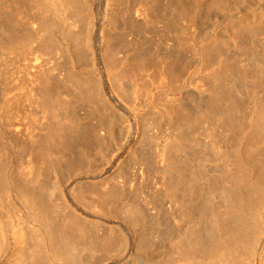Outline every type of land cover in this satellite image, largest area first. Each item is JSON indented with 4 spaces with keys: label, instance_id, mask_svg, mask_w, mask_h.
<instances>
[{
    "label": "rangeland",
    "instance_id": "obj_1",
    "mask_svg": "<svg viewBox=\"0 0 264 264\" xmlns=\"http://www.w3.org/2000/svg\"><path fill=\"white\" fill-rule=\"evenodd\" d=\"M85 1L18 0L12 6L20 19L30 17L29 27L38 37L31 55L6 57L2 62L0 56V64L6 62L0 65L4 68L0 69V99L9 101L12 114L10 130L5 127L0 133V153L4 151L0 154V201L7 203L17 226L30 234L32 244L43 229L32 218L24 200L25 189L43 198L49 226L72 225L75 233L69 245L61 249L59 257H54L58 255L54 252L53 259L43 253V264H74V260L78 264H160L165 252L170 256L172 244L186 249L184 240L190 234L178 210L162 206L160 199L161 173H173L163 171V166L171 158L183 157L172 149V143L184 133L186 149L212 156L209 144L221 150L223 138H233L232 146H238L257 129L255 121L264 107L263 83L254 97L256 113L251 93L235 94L245 107L239 115L243 130L234 127L227 132L223 125L216 128V117L210 115L208 106L212 101L225 108L234 100L233 95L215 100L221 81L210 83L212 69L244 66L249 62L246 47L264 53V23L253 24L248 18L264 8V1L245 4L238 0V8L227 3L220 9L210 7L213 0H197L200 10L191 22L189 17L177 18L182 4L178 0H90L94 12L91 24ZM160 12L164 14L158 21ZM238 16L248 18L245 23L250 27H236L232 20ZM185 28L211 39L204 44L208 48L202 58L194 45H180ZM214 29L221 30L217 37L212 36ZM252 33L254 38H250ZM236 35L237 44H230ZM223 56L228 61L222 64ZM163 84L175 89L167 93ZM43 100H49L47 105ZM59 103L68 107L69 119L77 120L70 138L73 143L64 146V151L61 146L62 152L41 139L53 125L51 110ZM180 169L187 173L185 167ZM205 169L211 171L212 163ZM167 176L172 184L170 174ZM164 226L167 235L171 228L172 237L160 236ZM91 246L93 249H87ZM11 254L9 250L0 264H8ZM188 254L180 256L183 259L177 257L180 264L197 263L198 255Z\"/></svg>",
    "mask_w": 264,
    "mask_h": 264
},
{
    "label": "bare ground",
    "instance_id": "obj_2",
    "mask_svg": "<svg viewBox=\"0 0 264 264\" xmlns=\"http://www.w3.org/2000/svg\"><path fill=\"white\" fill-rule=\"evenodd\" d=\"M17 1L18 0H0L1 62L4 61L6 57L16 58L17 56L22 57V55L26 56L27 54H32V43L38 37V34L33 29V27H29L28 21L30 20L28 19L30 17L25 21L26 17L24 20H22L23 18L20 19V16L18 15V17L16 15L18 13H16V9H14L12 6ZM72 1L76 3V0ZM178 1L182 4L181 7H179L180 10L178 12L177 18L181 19L183 17H192L194 19L193 16H196L198 11L200 10V6H198L199 4L196 5L197 0ZM237 1L238 0H213L210 7L213 8V6H217L220 9H224V7L228 6L227 3H229L238 8L237 5L239 3ZM245 1L246 4L252 0ZM85 5L87 6V10L89 13V24H91L93 23L92 17H94V12L90 7V0H86ZM163 14L164 12H160L156 20L159 21ZM192 18L191 22L193 21ZM248 18H250L251 23L253 24L263 25L264 8L258 10L256 9V13L248 15ZM248 18H246L247 20H245V18L238 16V18L233 19L232 22L234 21L233 24L236 27L247 29L250 27V23H245V21H248ZM23 21H25V27L22 24ZM225 25L227 26V23H225ZM20 26L23 28V30L19 28ZM226 26L222 27V29L226 30ZM214 30L215 31L212 36L217 37L218 33H220L219 31L221 30ZM184 31L185 33H187L183 36V38H181L180 45H194L197 55L199 57L201 56L202 58V56L205 55L206 48H208V46L204 44L210 42L211 39H203L198 35L188 33V30L186 28L184 29ZM237 35H239L238 32ZM237 35L236 37L231 39V42H229L230 44H237ZM250 38H254L253 33L250 35ZM199 41H202V43L198 44ZM245 50L249 52V56H247L249 57V62L244 66H242V63L240 65L241 67L238 68L240 70H232L228 68V66L226 68V65L222 66L223 61L226 62L228 60L225 56H223L224 60L221 61V56V66L224 68H221L219 66V69L217 67V69H212L210 71V83H215L216 80L221 81L218 90L216 89L215 94L213 95L215 96V100L217 101V99L219 98L220 100L224 101L226 95L234 96V100H232L225 108L224 106L215 104L212 101L208 106L210 107L211 111L210 115H214L213 118L216 117L214 120L216 128H219L221 125H223L225 126L227 132H231L234 127H239L243 130L242 121L241 119H239V115L241 114V112L243 114L245 107L243 105V102L235 97V94L244 95L245 93H251V97L254 98L258 95L260 85L262 83L264 84V53L262 52V54L259 52H250L251 49H247V47L245 48ZM3 56H5V58ZM1 64L5 65L6 62H3ZM201 68L202 67L200 66V68H198L196 72H199ZM135 69L136 68H134V70ZM172 73L174 74V71ZM137 75H135V77ZM130 76L132 77V75ZM174 78L175 77H173V79ZM171 82L172 81L170 80V83ZM164 86L162 88L160 85V88L164 90L166 89L167 93L173 91L174 86L167 87L166 84ZM126 87L129 91L130 86L126 85ZM134 91L136 92V90ZM44 97L45 96H43V98ZM48 101L49 100H43V103L46 104V102ZM8 102L6 100L0 99V133H2L3 128L5 127L7 128V130H10L7 126H10L12 124L11 121H9L12 114L10 113L11 106L10 103L8 104ZM52 105H50V107ZM65 107L66 106H64V104L59 103L58 107L53 106V109L50 108L52 109L51 114L52 118L54 119V123L49 122L53 125L51 127L49 126V132L47 131L48 133H45V136H42L41 138L43 139L44 137V144H54L55 146H53L55 147V149L57 146L59 148L58 151L60 152L64 151V146L71 147L73 141L70 138H72V135L75 134V122L77 121L74 118V115H72L74 116V119H69V116L67 114L69 111L67 110L68 112H66V108L68 107ZM252 107L254 112L256 113L258 101L255 98L253 99ZM262 108H260L262 109V111L260 110L258 119L255 121L257 129L251 130L252 135H254L256 132L255 135L257 137H252V135L249 136L246 143L241 142L240 145L233 147L232 141H234L235 139L223 138L222 144L224 148L222 146L221 150H219L218 148V150H215L212 146L213 143L209 144V149L213 151L212 156H210L206 151H203L202 154H193L191 150L186 149L187 144L183 143L185 142L184 133L180 135L178 141L172 143V145L174 144L172 149L177 150L179 154L181 153V155H183V157H180L179 155L178 158H171L163 166V171H173V173H161L162 178L159 186V190L161 192L160 199L163 202L162 206H164V204H168L167 206H165L171 208L172 210H178L179 216L182 217L181 220H183L184 218L186 223H188L190 230H188L186 233L189 232L190 234L188 235L189 238L184 240L186 242V245H184L187 250L178 248V246L181 245L178 242L177 243L179 245L177 247L175 244H172L170 252L168 253L170 256H168L165 252L159 259L161 261L160 264H180V259L186 258L185 255H187L188 253H190L191 255H198L199 260L196 261L197 263L187 261L183 264H264V146H261V141H264V107L262 106ZM226 136L228 135L226 134ZM254 137H256L257 139L252 140ZM61 146V149H63L62 151L60 150ZM227 146L232 147V149H230V151H227ZM121 147L122 145H120L119 148ZM3 152L4 151L2 150L1 153ZM219 160H223L221 164L219 163ZM208 162H211L213 165V169L211 171L205 169V166ZM181 167H185L187 173H181ZM167 174H170V180L174 184H168L167 180H169V178ZM23 194L25 198L24 200L30 207L32 218H34V220L40 224L43 230L40 234H38V236L40 237L37 239L36 243L32 244L30 234L26 232V230L21 225L17 226L18 223L16 221V217L7 209V203L4 200V203L0 201V259L6 256L8 251L11 250V257L6 262L8 264H43V253H48L51 259L57 256L59 257V254L61 255V253L59 252L62 248L66 249L67 245H69L70 238L73 237L72 234L75 232H73V227L69 223H67L69 226H67V224H63L64 226L60 225L59 227L49 226L50 222L48 220V214L46 215V209H48V207L46 208V204L44 203L43 198L37 192L28 191L27 189L23 190ZM171 200H174V202L172 203ZM134 217L137 216L135 215ZM138 217H141L140 214ZM73 221L77 223V220ZM78 230L77 232H80ZM161 231L162 234H160V236H167L166 239L173 236L170 234L172 231L171 228L169 230L170 233L167 232L169 233V237L166 234L165 226L162 227ZM192 235L194 237H192ZM87 249L91 250L93 249V246ZM54 252H58V255L53 257L52 255L56 254ZM182 255H184L183 258L180 257ZM177 257L180 259L178 260ZM202 257L205 259H203ZM74 264H78V261L74 260Z\"/></svg>",
    "mask_w": 264,
    "mask_h": 264
}]
</instances>
